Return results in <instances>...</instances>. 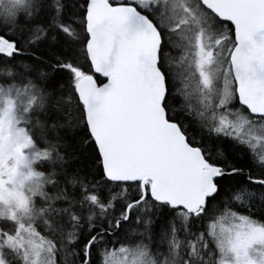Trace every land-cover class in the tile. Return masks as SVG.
I'll use <instances>...</instances> for the list:
<instances>
[{
  "label": "snow or ice",
  "instance_id": "snow-or-ice-1",
  "mask_svg": "<svg viewBox=\"0 0 264 264\" xmlns=\"http://www.w3.org/2000/svg\"><path fill=\"white\" fill-rule=\"evenodd\" d=\"M0 264H264V0H0Z\"/></svg>",
  "mask_w": 264,
  "mask_h": 264
},
{
  "label": "rangeland",
  "instance_id": "rangeland-1",
  "mask_svg": "<svg viewBox=\"0 0 264 264\" xmlns=\"http://www.w3.org/2000/svg\"><path fill=\"white\" fill-rule=\"evenodd\" d=\"M117 259H122V257H117Z\"/></svg>",
  "mask_w": 264,
  "mask_h": 264
}]
</instances>
